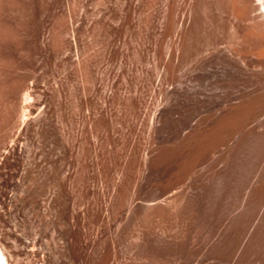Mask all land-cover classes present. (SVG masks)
Returning <instances> with one entry per match:
<instances>
[{
  "label": "bare ground",
  "instance_id": "bare-ground-1",
  "mask_svg": "<svg viewBox=\"0 0 264 264\" xmlns=\"http://www.w3.org/2000/svg\"><path fill=\"white\" fill-rule=\"evenodd\" d=\"M151 1L159 25L153 58H144L151 87L135 88L138 106L129 101L134 84L115 100L123 66L103 51L91 73L66 76L54 107L25 79L6 76L12 46L0 45V101L13 109L0 122L17 134L3 149L11 176L23 179L6 182L22 193L0 194V264L40 255L14 220L20 206L38 205L39 175L54 181L46 210L62 212L69 184L75 221L90 211L92 224L102 220L99 234L112 245L97 264H117L122 236L136 254L170 264H264V0ZM61 215L51 216L60 223Z\"/></svg>",
  "mask_w": 264,
  "mask_h": 264
},
{
  "label": "rangeland",
  "instance_id": "rangeland-1",
  "mask_svg": "<svg viewBox=\"0 0 264 264\" xmlns=\"http://www.w3.org/2000/svg\"><path fill=\"white\" fill-rule=\"evenodd\" d=\"M137 1L139 2V0H132L134 8L132 6L131 10L126 11L124 0H0V26L3 25L8 28L7 33L0 36V45L7 43L12 46L8 55L11 56L13 63L6 67L8 69L5 70L6 76L25 79L27 84L34 87L38 94L48 97L55 107V105L59 104L63 87L66 86V76L69 75L71 78L78 80L81 71H84V69H86L84 72L91 73L94 70L93 62L107 53V56L113 61L115 60L116 67L120 64L118 69L123 66L121 69H117L121 72V76L118 81L119 88H117L118 85L114 87L116 89L115 100L120 95H124L123 90H125L126 86L134 84V87L132 86V91H134H131L129 101L131 105L138 106L139 97L136 96L137 92L135 88L138 90L140 88H148L150 90L151 87L149 83L150 69L146 67L149 68L147 65H150V63H147V61L153 58L152 52L156 34H152L154 30L155 33L157 32L159 23L156 9L153 8V6L156 7L155 3H152L151 0H140L137 5L135 3ZM154 1L156 2V0ZM148 2L151 3L148 4ZM151 8L155 9V12H153L154 10L150 11ZM150 15H153V18ZM151 19H153V22L150 21ZM147 23L148 26H145ZM146 46L149 48L148 50ZM102 51L105 54H102ZM144 58H148L149 60H145ZM14 67L21 68L15 70ZM136 68L141 71L138 73V69ZM126 75L128 77L131 76V82L129 81L130 78ZM146 76L149 77L146 79ZM134 78L139 82H136ZM145 79L147 83L144 81ZM125 84L127 85L125 86ZM121 96L119 97L120 99L122 98ZM6 111L12 112V106H2L0 101V116H3V113ZM0 124L2 125L0 128V194L5 192L13 196L16 193H22V191L10 190L6 186V182L13 180L22 182L23 179L21 180L20 176L15 178L11 176V173L14 171L10 167L12 158L3 147L10 142L8 134L13 137H16L17 134L16 129H10L11 124L8 126H4L1 122ZM133 156L132 160L136 159V154H133ZM3 163L6 164L5 167L2 166ZM34 171L33 175L37 173ZM128 171L127 174H130V170ZM64 174L65 176L68 175L69 171L67 170ZM50 177L52 176H49V179H45L39 175L37 179L40 182L41 192H39V188L35 194V198L39 199L38 203L35 200L36 204H38L36 205L38 208H34L36 211L31 207L29 208V205H24V207L20 206V209L17 208L14 212V217L17 218H14L16 224L17 222L18 224H22V226L21 224L19 225L20 227L17 224L19 230L28 232L21 234V231H19V233L24 236V239L26 238L25 240L29 242V245L32 243L27 249L32 250L36 248L34 250H41V252L38 251L40 253V255L37 254L38 256L33 257L30 255L29 257H24L21 264H48L49 261V264H97L103 256L109 254V249L112 245L109 236L99 234L98 224H101L102 220L96 225L92 224L98 217L96 212L90 211L84 218L82 217V212L78 222L75 221L74 197L69 184L63 187L64 207L61 210L62 212L53 213L50 210H46V207L48 209L50 207L47 198H45L49 193L48 190H50L48 186L54 184L53 178L50 179ZM41 178L44 180H41ZM39 180L44 182L42 183L44 186H42ZM44 188L47 189V193ZM42 189L45 190V193H43ZM45 199L46 201H44ZM45 211L48 212L46 213ZM44 212L46 216L42 218ZM51 215L53 217L61 215V217L59 216V221L61 222H57L58 218H53ZM47 216L51 218L49 217L47 218L49 220H47ZM41 218L45 219L47 224L52 223V226L51 224H45V220L43 221ZM51 219H53L52 222ZM53 222L55 223L53 224ZM40 227L42 230L38 229ZM30 229L32 230L30 231ZM34 229L39 231L37 232ZM118 238L119 240L117 239L118 241L114 244L117 264H170L167 258L153 259L149 256H141L139 253L136 254L133 243L131 242L134 247L127 243L130 239L128 240L124 236ZM45 243L50 245H45ZM39 245L44 246V249H47V247L49 249L44 252V249ZM38 246L39 248H37ZM63 246H66V250L63 249ZM126 247H129V249ZM125 248L128 253L125 252ZM129 250L131 253H129Z\"/></svg>",
  "mask_w": 264,
  "mask_h": 264
}]
</instances>
